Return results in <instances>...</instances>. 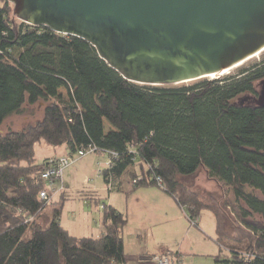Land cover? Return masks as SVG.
Returning <instances> with one entry per match:
<instances>
[{
	"label": "trees",
	"instance_id": "16d2710c",
	"mask_svg": "<svg viewBox=\"0 0 264 264\" xmlns=\"http://www.w3.org/2000/svg\"><path fill=\"white\" fill-rule=\"evenodd\" d=\"M9 3L0 0V124L24 103L46 105L35 124L0 133V264L126 262V218L114 206L101 205L104 230L97 237L73 236L61 225L65 190L58 193L59 206L45 211L51 196L39 197L46 184L40 173L49 158L35 162L38 141L64 146L67 155L88 145L116 153L101 170L112 189L137 162L133 188L159 187L188 218L212 214L215 242L226 252L215 264H264V223L251 220L254 214L264 219V107L250 100L264 79V57L212 79L132 83L90 41L18 22ZM200 169L233 199L204 200L178 180ZM87 196L100 200L94 192ZM227 208L246 230L228 231Z\"/></svg>",
	"mask_w": 264,
	"mask_h": 264
},
{
	"label": "water",
	"instance_id": "95a60500",
	"mask_svg": "<svg viewBox=\"0 0 264 264\" xmlns=\"http://www.w3.org/2000/svg\"><path fill=\"white\" fill-rule=\"evenodd\" d=\"M16 17L90 41L124 78L219 76L264 49V0H8ZM264 107V79L257 83Z\"/></svg>",
	"mask_w": 264,
	"mask_h": 264
},
{
	"label": "rangeland",
	"instance_id": "374dc122",
	"mask_svg": "<svg viewBox=\"0 0 264 264\" xmlns=\"http://www.w3.org/2000/svg\"><path fill=\"white\" fill-rule=\"evenodd\" d=\"M9 4L12 11L13 4ZM17 20L20 22L18 18ZM262 57H264V51L256 55V58L245 62V64L226 71V74H234L238 69L254 63ZM223 75H225V72L219 76ZM215 77L217 76L205 78L212 79ZM62 92L64 91L62 90ZM45 105L46 103L42 100H39L34 104L24 103L20 113H15L3 120V123L0 124V133L3 134L8 130H20L26 125L35 124L36 121L42 118ZM105 127L108 128L107 123L105 124ZM54 149V147L46 146L41 141H38L34 147L35 162H41L48 153ZM108 160L109 155L107 151H93V153H88L72 163L71 166L64 169L61 181L62 186H64V197L66 200L62 205L60 220L70 234L78 237H86L93 233V237H97L100 234L98 232L99 230H92V228L99 225L94 223L93 226L90 222L86 220L83 221L80 215L84 210L89 211L93 215L96 223L99 222V220L102 222L101 217L104 209L100 206L109 205L110 201L114 206L120 208L119 211L126 218V223L121 228V235L126 243L127 249L129 250L128 253L131 254L134 252V245L138 243L137 239L139 238L144 244L149 245L152 248L156 243L172 247L175 242H181L183 239L182 233L181 231H177V229H181L180 225H183L184 221L182 216L179 217L177 211H175L176 209L168 207L156 200H146L143 202L144 204L133 200L129 204L126 203V195L124 192L132 187L130 173L135 172L136 174H139V164L136 162L133 166L128 167L127 170L123 172L119 179L122 184V189L114 188L108 190V186L104 183L101 174V170L105 169ZM178 180L194 192H199L204 200H209L208 198L213 196L217 198V202H220L221 204L224 198L228 200L233 199L232 193L229 191L227 192V190L222 188L221 185L214 180L209 179L204 169L198 170L192 176L178 177ZM60 184L61 183L57 182L56 187L60 186ZM156 188L159 187L156 186ZM91 192L96 193L100 198L98 202L87 199L89 198L87 195ZM255 193L262 199L259 192L256 191ZM59 196L61 195L58 193L51 196V201L45 207L47 213H51L53 208L59 206ZM240 205L244 206L243 203H240ZM183 210L185 211V207ZM226 211V213H228V220L226 221L228 231L234 230L236 226L245 229L244 225L239 223L237 214L232 208H227ZM199 214V220L201 219L204 225L202 230L198 231L201 237L195 242L196 249L189 247L187 240L183 241V244L180 247L184 251L182 259L183 264H215L214 258L210 254L212 251H215L214 239L216 235L214 232V219L209 211L203 210ZM251 220L262 224L264 223V219L257 214L252 215ZM38 221L40 220L38 219ZM187 225H189V223H187ZM189 227L191 229L197 228V226L193 225H190ZM183 232H185V230ZM137 235H140V237L138 238ZM129 264L137 263L131 261Z\"/></svg>",
	"mask_w": 264,
	"mask_h": 264
},
{
	"label": "crops",
	"instance_id": "0c3cea01",
	"mask_svg": "<svg viewBox=\"0 0 264 264\" xmlns=\"http://www.w3.org/2000/svg\"><path fill=\"white\" fill-rule=\"evenodd\" d=\"M68 154L67 153V149L64 146H59L57 148H55L53 151H50L48 153V155L45 158H49L50 156H60V155H65ZM44 158V159H45ZM120 187L118 189H122V184L120 183ZM126 195V203L129 204L130 202L136 201L138 203H143L146 200H156L157 202H161L165 205H167L168 207H172L173 209H176L175 211H177L179 217H183V225L181 224V229L178 228L177 231H181L182 233V241L181 242H175L174 246L172 247H167V246H163L161 243H156L155 246H153V248L149 245H146L142 242V240L139 238L140 235L137 237L139 239H137L138 243H136L134 246L135 248L133 249L134 252L133 253H128L129 250L127 249L126 243L124 242L123 245V250L125 251V264H129V262L133 261L137 264H155L154 260H152L151 258L153 257V255H158V254H162L164 253V251H169L171 253V256L173 258L177 257L180 259H183V254L184 251L182 250L181 245L183 244V241H188V245L189 247H192V249H196V244L195 242L197 241V239L199 237H201L199 235L200 230H202L203 228V223L201 221V219L198 221V224L196 225L197 228L196 229H191L189 225H187V223H189L188 221V215L186 214V211H184L183 207L180 206L174 197H172L171 195H169L168 193H166L164 190L160 189V188H156V186H139V188H133L130 187L128 188L125 192ZM144 204V203H143ZM109 205L114 206L110 201H109ZM138 205V204H137ZM140 206V205H139ZM117 211H119V207H116ZM128 207V206H127ZM177 207V208H176ZM129 208V207H128ZM169 210V209H168ZM184 211V212H183ZM120 212V211H119ZM83 219V221H88L90 222L93 226L94 223L99 225L96 227H93L92 230L96 229L99 230L98 232L101 234L103 232V224L102 222L99 220V222H95L93 215L89 212V211H83L82 214L80 215ZM201 221V224H200ZM61 223V220H60ZM102 224V225H101ZM61 225L67 230V228L61 223ZM185 230V232H183ZM68 231V230H67ZM70 233V232H69ZM99 234V235H100ZM89 236H93V233H91V235ZM214 248L215 251L217 249V251H212L210 254L212 255V257H216L220 254L226 253L225 251H222L221 247L218 246V244L215 242L214 239ZM215 259V258H214ZM110 264H117V263H110ZM122 264V263H120Z\"/></svg>",
	"mask_w": 264,
	"mask_h": 264
},
{
	"label": "built area",
	"instance_id": "2783aa9c",
	"mask_svg": "<svg viewBox=\"0 0 264 264\" xmlns=\"http://www.w3.org/2000/svg\"><path fill=\"white\" fill-rule=\"evenodd\" d=\"M95 151V147L88 145L86 147L82 146L79 148L75 153L71 155H60L59 157H49L46 162L45 169L40 173V176L45 181V188H43L39 192V197L43 200H48L50 196L60 193L64 190V186H62V173L65 168L71 166L76 160L82 158L83 156L87 155L88 153H93ZM109 160L108 164H110V160L115 158L116 153L108 152ZM61 183L60 186L56 187V183ZM135 182V181H134ZM157 182L161 184L160 180L157 179ZM108 190L112 189L111 184H107ZM103 208L102 206H100ZM189 224L196 226L199 221V217H190L188 218ZM154 260L155 264H183L182 259L180 258H173L169 251H164L162 254L153 255L151 258Z\"/></svg>",
	"mask_w": 264,
	"mask_h": 264
},
{
	"label": "bare ground",
	"instance_id": "6f19581e",
	"mask_svg": "<svg viewBox=\"0 0 264 264\" xmlns=\"http://www.w3.org/2000/svg\"><path fill=\"white\" fill-rule=\"evenodd\" d=\"M263 51H264V49H263L262 51L256 53V54L253 55L252 57H250V58H248V59H245V61H243V62H241V63H238V64L234 65V67L239 66V65H242V64H245V62L249 61L250 59H254V58H256V55L260 54V53L263 52ZM234 67H232V68L229 69V70L234 69ZM225 74H226V72H225ZM212 76H215V75H211V76H209V77H212ZM217 77H218V76H217Z\"/></svg>",
	"mask_w": 264,
	"mask_h": 264
}]
</instances>
